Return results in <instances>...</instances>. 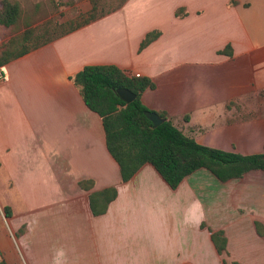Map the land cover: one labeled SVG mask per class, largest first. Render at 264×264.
I'll list each match as a JSON object with an SVG mask.
<instances>
[{
    "label": "crops",
    "instance_id": "obj_1",
    "mask_svg": "<svg viewBox=\"0 0 264 264\" xmlns=\"http://www.w3.org/2000/svg\"><path fill=\"white\" fill-rule=\"evenodd\" d=\"M91 1L66 29L89 16ZM114 1L98 8L103 17L3 65L0 261L51 264L56 251L61 264H264V170L222 182L202 168L173 189L146 164L123 182L102 118L71 79L93 65L148 77L155 88L143 104L185 135L264 154V0ZM154 31L160 37L140 50ZM110 187L117 198L94 216L91 193Z\"/></svg>",
    "mask_w": 264,
    "mask_h": 264
},
{
    "label": "trees",
    "instance_id": "obj_2",
    "mask_svg": "<svg viewBox=\"0 0 264 264\" xmlns=\"http://www.w3.org/2000/svg\"><path fill=\"white\" fill-rule=\"evenodd\" d=\"M106 0H92L93 10L87 18L82 17L77 24L63 30V26L49 22L41 30H29L21 36H14L0 53V66L20 58L32 50L62 37L82 25L105 15L98 8L106 6ZM114 9L127 0H115ZM115 3V2H114ZM22 6L18 1L0 0V26L13 28L21 20ZM180 16V11L177 12ZM62 31L57 34V29ZM53 30V31H52ZM51 31L56 35L54 36ZM161 32L149 33L141 44L143 50L157 40ZM222 54H231L227 47ZM86 105L97 113L103 121L107 147L120 167L123 182L131 180L146 164H151L163 179L176 189L182 181L199 169L205 168L220 181L239 179L253 170H264V154L241 155L199 144L194 138L185 135L171 120L158 127L148 119L150 110L143 104L142 96L155 88L154 82L143 76H133L115 65L86 66L71 77ZM126 89L136 95V99L126 104L116 94V90ZM159 116L167 119V114ZM84 190H91L94 182L83 180L79 183ZM116 187L95 191L90 195V208L94 216L104 215L109 205L117 198ZM7 211V215L10 212ZM257 231L264 236V227L257 224ZM213 242L220 254L226 251L227 239L224 232L214 233ZM0 264H7L0 261Z\"/></svg>",
    "mask_w": 264,
    "mask_h": 264
},
{
    "label": "rangeland",
    "instance_id": "obj_3",
    "mask_svg": "<svg viewBox=\"0 0 264 264\" xmlns=\"http://www.w3.org/2000/svg\"><path fill=\"white\" fill-rule=\"evenodd\" d=\"M14 1H18L21 4L23 15L19 23L13 28H4L0 26L1 51L4 50L5 46L14 36H21L29 30L44 29L49 22H53L54 25L62 24L63 30L66 29L68 27L67 23L70 21V17L72 16L76 17L75 15H78L79 11L85 7V2L87 0H14ZM107 8H109V6ZM56 29H57V34L62 31V29L60 28H56ZM52 31L51 33L55 36L56 32L53 33ZM51 259H52L51 264L62 263V259H60V255L59 253H56V251L54 252Z\"/></svg>",
    "mask_w": 264,
    "mask_h": 264
},
{
    "label": "water",
    "instance_id": "obj_4",
    "mask_svg": "<svg viewBox=\"0 0 264 264\" xmlns=\"http://www.w3.org/2000/svg\"><path fill=\"white\" fill-rule=\"evenodd\" d=\"M116 94L126 104H130L136 99V95L126 89H118L116 90ZM146 115L148 119L153 123L154 127H158L166 121V119L161 118L157 113L152 111L147 112Z\"/></svg>",
    "mask_w": 264,
    "mask_h": 264
},
{
    "label": "built area",
    "instance_id": "obj_5",
    "mask_svg": "<svg viewBox=\"0 0 264 264\" xmlns=\"http://www.w3.org/2000/svg\"><path fill=\"white\" fill-rule=\"evenodd\" d=\"M8 78V70L6 66L0 67V82L6 81Z\"/></svg>",
    "mask_w": 264,
    "mask_h": 264
}]
</instances>
